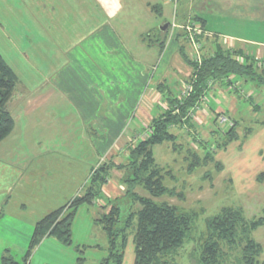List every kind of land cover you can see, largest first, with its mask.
I'll list each match as a JSON object with an SVG mask.
<instances>
[{"label": "crops", "instance_id": "crops-1", "mask_svg": "<svg viewBox=\"0 0 264 264\" xmlns=\"http://www.w3.org/2000/svg\"><path fill=\"white\" fill-rule=\"evenodd\" d=\"M207 1L204 11L190 8L189 14L205 20L208 38L264 62V38L259 36L264 0ZM137 4L133 15L140 29L138 9L152 14L157 6L163 12L159 4ZM212 10L240 15L249 35L209 30ZM115 19L103 0H0V39L9 50L0 53L17 77L7 105L15 126L0 142V256L9 249L23 260L36 224L81 193L94 167L107 159L120 163L116 159L123 157L128 139L162 114L167 101L162 85L179 90L192 72L182 58L185 42L179 30L169 27L160 48L162 36L155 30L165 23L154 28L149 22L141 31L124 33ZM114 189L111 180L104 192L111 196ZM98 202L80 206L72 227L74 237L83 215L87 240L94 231L100 234L101 243L91 245L95 257L82 264H100L108 255L107 237L96 221ZM87 240L74 237L65 245L47 236L29 264L36 258L40 264H80L77 249L88 246Z\"/></svg>", "mask_w": 264, "mask_h": 264}, {"label": "rangeland", "instance_id": "rangeland-1", "mask_svg": "<svg viewBox=\"0 0 264 264\" xmlns=\"http://www.w3.org/2000/svg\"><path fill=\"white\" fill-rule=\"evenodd\" d=\"M143 1L163 6V12L158 13L155 11L151 14L148 9H138L139 11L137 10V12L142 14L141 18L143 19L141 29L146 28L149 22H152L154 28H159L160 25L171 22L174 18V7L171 3L165 5V0H103L106 8L116 16L115 27L122 29L124 33L125 31L132 32L133 30L141 31L139 26L137 28V19L134 18L136 14L133 15V12H135L134 4L138 3L137 5H139ZM207 2V0H180L179 16L181 14L184 17L190 15V8L197 9L199 7L200 10L204 11V5ZM183 4L185 5L184 9ZM234 13L232 10H227L226 12L225 10H212L208 12V29L215 32L220 30L225 33L232 32L248 36L249 30L247 26H243L240 15L238 16ZM191 14L193 15V13ZM157 30H155L156 33ZM181 35L185 42L189 59L193 62L194 59L190 54L192 51L191 46L184 39L182 33ZM259 36L264 38V30L259 31ZM1 39L4 40L2 36ZM1 39L0 49L7 55L9 50L8 48L6 49V43ZM216 42H218L217 37H211L206 40L200 54L202 59L205 55L215 51ZM225 49L228 50L227 47ZM240 59L244 60V58ZM183 60L187 63L186 59L183 58ZM160 62L158 65L161 64ZM254 64L257 70L264 75V62L256 60ZM191 74L192 72L189 76L186 75L185 84L179 90L175 88L174 91L177 92L176 94L179 98L187 90V85H191L187 82ZM234 79L231 85L223 87L218 82H211L210 89L203 96L201 102L190 112L193 124L190 126L184 124L172 127L171 131L176 135L177 142L165 141L153 147L155 163L163 169L165 174L164 183L174 191L173 195H165L156 200L166 201L184 210L195 211L198 214L197 228L192 234V239L185 244L177 256V260L181 264H197L199 238L205 228V220L218 213L224 206L242 208L246 218L250 221L264 217V85L259 86L257 83L244 81V78ZM178 91H181L180 94ZM161 92L164 93L163 91ZM166 100L163 102L164 106L161 105L160 108L162 114L170 107V101L167 97ZM227 129H233L232 134H235L234 139L230 142L225 137ZM152 131L153 126L150 123L146 129L139 131L137 136L129 138L128 143L124 145L123 157H118L116 160L127 164L130 148L137 145L140 140L148 138ZM104 163L113 164L114 161L107 159ZM96 168L94 167L90 171L88 181L93 177ZM126 171V168L123 170H112L109 181L112 180L115 192L113 191L114 193L111 196L103 192L101 197H97L96 200L90 203L93 204L96 201L100 203L98 204L100 214L96 221L109 209V204H107L109 201H115L122 206L124 209L122 219L125 218L131 203L126 195L127 186L122 180V176L126 174ZM87 185L84 184L82 189L85 190ZM136 190L140 194L148 196L141 187H137ZM76 196L67 200L68 202L63 206L68 207ZM84 220V216L81 215L76 225L74 237L77 241L87 240V235H89L83 226ZM75 221H77L76 216ZM74 222L73 226L76 224ZM98 226L99 230L103 231L105 235L100 224ZM129 235L125 248L124 264H134L135 261V245L132 231L129 232ZM252 236L263 247V252L258 262V264H263L264 221L252 233ZM88 240V246H79L77 249V261L80 264L85 261L86 257H95V251L91 250V245L96 246L101 243L100 234L94 231L92 238L89 239L88 237ZM4 251L2 250V253ZM33 256L34 253L30 262ZM237 256V252L233 251L231 256L232 264H239L235 258ZM40 263L37 258L34 260V264Z\"/></svg>", "mask_w": 264, "mask_h": 264}, {"label": "trees", "instance_id": "trees-1", "mask_svg": "<svg viewBox=\"0 0 264 264\" xmlns=\"http://www.w3.org/2000/svg\"><path fill=\"white\" fill-rule=\"evenodd\" d=\"M153 8L154 11L161 12L160 7ZM186 17L187 15L184 18ZM193 18L205 29L203 18ZM157 33L162 36L158 44L163 48L168 29L162 31L159 28ZM208 37L204 39H210ZM216 45L215 51L205 55L199 63L189 59L186 45L183 43L182 57L193 68L187 80L191 84V91L179 98L173 89L167 87L168 90L165 88V91L162 86V91H165L164 94L166 93L170 101V107L153 119V131L150 136L130 148L128 163L100 164L83 193L76 196L68 207L63 206L49 213L36 224L30 247L23 260H17L11 251L6 249L0 257V264H29L30 256L47 236H53L65 245L72 244V227L78 208L102 196L112 170L125 168L127 171L122 180L127 186L126 195L131 201L130 207L122 219V206L115 201H109V209L98 219L97 222L103 228L108 241V255L100 264H124L130 231L135 245L134 264H181L177 256L192 239V234L197 228L198 214L169 202L156 200L165 195H173L174 191L164 183L165 174L155 163L153 147L165 141L177 142L176 135L171 131L172 127L193 124L190 112L201 102L210 89L211 82L229 86L233 78H244L245 81L257 83L259 86L264 85V75L257 70L255 58L243 56L239 50H227L219 42H216ZM16 84V74L0 53V142L8 137L15 126L7 105ZM232 130L227 129L225 132L228 142L234 139ZM137 187H141L148 196L140 194L136 190ZM263 221V216L257 220H248L240 207L224 206L218 213L205 220V228L199 238L197 264H232L233 251L237 252L238 256L235 258L239 264H258L263 247L253 238L252 233Z\"/></svg>", "mask_w": 264, "mask_h": 264}, {"label": "built area", "instance_id": "built-area-1", "mask_svg": "<svg viewBox=\"0 0 264 264\" xmlns=\"http://www.w3.org/2000/svg\"><path fill=\"white\" fill-rule=\"evenodd\" d=\"M166 3H171L174 7V18L170 22V29L172 32L179 30L185 40L191 46V56L195 62H202L201 51L203 47V39L204 37L210 35L208 31H206L200 22L195 20L192 15H188L184 19H180L178 9H179V1L180 0H165ZM191 86L187 85V90L183 93V95H187L191 91Z\"/></svg>", "mask_w": 264, "mask_h": 264}, {"label": "water", "instance_id": "water-1", "mask_svg": "<svg viewBox=\"0 0 264 264\" xmlns=\"http://www.w3.org/2000/svg\"><path fill=\"white\" fill-rule=\"evenodd\" d=\"M169 27H170V22H167L163 26H161V30L166 31Z\"/></svg>", "mask_w": 264, "mask_h": 264}]
</instances>
